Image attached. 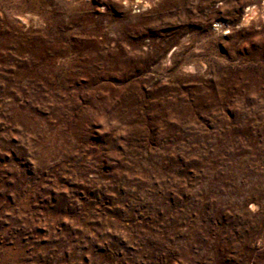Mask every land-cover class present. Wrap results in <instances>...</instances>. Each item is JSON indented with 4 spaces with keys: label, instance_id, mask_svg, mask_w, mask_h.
<instances>
[{
    "label": "rangeland",
    "instance_id": "374dc122",
    "mask_svg": "<svg viewBox=\"0 0 264 264\" xmlns=\"http://www.w3.org/2000/svg\"><path fill=\"white\" fill-rule=\"evenodd\" d=\"M0 264H264V0H0Z\"/></svg>",
    "mask_w": 264,
    "mask_h": 264
}]
</instances>
